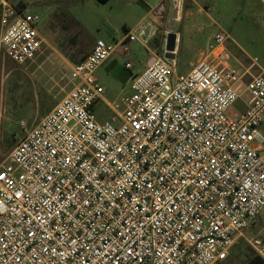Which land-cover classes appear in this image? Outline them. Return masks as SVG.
I'll return each mask as SVG.
<instances>
[{"label":"built area","instance_id":"2783aa9c","mask_svg":"<svg viewBox=\"0 0 264 264\" xmlns=\"http://www.w3.org/2000/svg\"><path fill=\"white\" fill-rule=\"evenodd\" d=\"M184 1L152 14L177 22ZM228 40L219 31L187 74L154 56L113 103L96 72L119 44L96 41L0 165V264H225L264 211V73L245 82ZM45 46L38 18L0 0V59L25 66ZM248 243L264 257L263 239Z\"/></svg>","mask_w":264,"mask_h":264},{"label":"rangeland","instance_id":"374dc122","mask_svg":"<svg viewBox=\"0 0 264 264\" xmlns=\"http://www.w3.org/2000/svg\"><path fill=\"white\" fill-rule=\"evenodd\" d=\"M161 1L9 0L38 18L46 46L41 57L25 66L0 59V165L26 132L69 92L71 67L84 60L98 40L114 47L130 31L137 38L119 47L96 72L109 103L130 96L133 76L146 70L148 56L141 44L161 57L169 34L177 35L178 74L192 70L219 31L229 36L223 60L230 67L240 75L251 66L252 75L264 72V0H185L179 20L171 23L170 16L152 14ZM127 63L134 66L132 71L126 69ZM233 109L243 111L242 101ZM96 115L100 122L110 115L104 103H98ZM22 121L25 128L20 126ZM243 234L247 239L264 240V211Z\"/></svg>","mask_w":264,"mask_h":264},{"label":"crops","instance_id":"0c3cea01","mask_svg":"<svg viewBox=\"0 0 264 264\" xmlns=\"http://www.w3.org/2000/svg\"><path fill=\"white\" fill-rule=\"evenodd\" d=\"M7 2L9 3V0H7ZM9 4H10V3H9ZM21 4H22V3H21ZM10 5H11V4H10ZM12 6H13V5H12ZM14 7H15V6H14ZM124 38H125V37H124ZM124 38H122V39L120 40L119 43H121V42L124 40ZM151 41H152V36H151L150 39L147 40V42L150 43ZM119 43H117L116 45H118ZM148 43H146V44H148ZM116 45H115V46H116ZM141 45H142V47H143V48L146 50V52H147V56H148L147 65H148V63L152 60V58H153L154 56H157V55H155V53L153 52L154 50H153L151 47L145 45V43H144V44H141ZM121 46H124V45L119 44V45L117 46L116 50H117L119 47H121ZM224 50H225V49H224ZM125 52L128 54V51H125ZM126 53H125V54H126ZM162 53H163V52H162ZM153 55H154V56H153ZM161 55H162V54H161ZM159 56H160V55H159ZM251 70H252V66L249 67V68H247V69H245V71L243 72L242 75H244V78H243V79H244L245 82H248V81H250L251 79H253V78L259 76V75L262 74V73H264L263 71L260 70V73H259V74H257V75H252V74H251ZM138 74H140V73H136L135 75H138ZM133 77H134V76H133ZM248 77H249V78H248ZM244 111H245V107H244V110L241 111V112H237V111H235L234 109H232V110L230 111V113H232V114H230V116H232V117L238 116V115L242 114ZM263 127H264V124L261 126L260 131H261L262 134L264 135ZM249 229H250V228H249ZM241 240H244L245 243H242ZM248 241H250V239H247V238L245 237V235L243 234V236H242L241 238H239V239L235 242L234 246L232 247V249H231V251H230L229 257H228L227 261L225 262V264H264V257H261V256L257 255V254L252 250V248L248 245V244H249Z\"/></svg>","mask_w":264,"mask_h":264},{"label":"water","instance_id":"95a60500","mask_svg":"<svg viewBox=\"0 0 264 264\" xmlns=\"http://www.w3.org/2000/svg\"><path fill=\"white\" fill-rule=\"evenodd\" d=\"M176 43H177V35L169 34L167 36L164 58L166 60H175L176 58Z\"/></svg>","mask_w":264,"mask_h":264},{"label":"trees","instance_id":"16d2710c","mask_svg":"<svg viewBox=\"0 0 264 264\" xmlns=\"http://www.w3.org/2000/svg\"><path fill=\"white\" fill-rule=\"evenodd\" d=\"M96 1L99 2V3H101V4H106V3H108L110 0H96ZM154 41H155V42H158L157 39H155ZM162 52H163V50H161V52L159 51L158 54L161 55Z\"/></svg>","mask_w":264,"mask_h":264}]
</instances>
